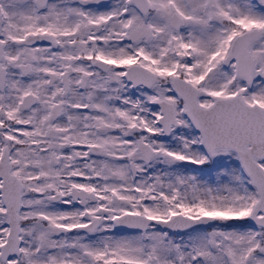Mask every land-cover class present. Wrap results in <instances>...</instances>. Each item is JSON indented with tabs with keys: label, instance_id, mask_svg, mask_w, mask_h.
Segmentation results:
<instances>
[{
	"label": "snow or ice",
	"instance_id": "snow-or-ice-1",
	"mask_svg": "<svg viewBox=\"0 0 264 264\" xmlns=\"http://www.w3.org/2000/svg\"><path fill=\"white\" fill-rule=\"evenodd\" d=\"M0 264H264V0H0Z\"/></svg>",
	"mask_w": 264,
	"mask_h": 264
}]
</instances>
